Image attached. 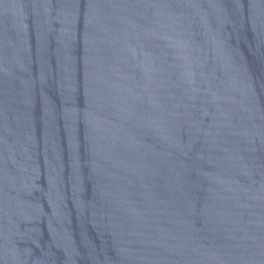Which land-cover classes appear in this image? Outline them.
I'll return each instance as SVG.
<instances>
[{"label": "water", "instance_id": "1", "mask_svg": "<svg viewBox=\"0 0 264 264\" xmlns=\"http://www.w3.org/2000/svg\"><path fill=\"white\" fill-rule=\"evenodd\" d=\"M0 264H264V0H0Z\"/></svg>", "mask_w": 264, "mask_h": 264}]
</instances>
